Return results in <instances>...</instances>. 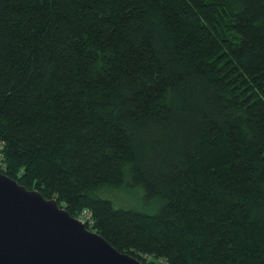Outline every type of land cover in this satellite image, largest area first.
<instances>
[{
	"label": "trees",
	"instance_id": "1",
	"mask_svg": "<svg viewBox=\"0 0 264 264\" xmlns=\"http://www.w3.org/2000/svg\"><path fill=\"white\" fill-rule=\"evenodd\" d=\"M0 154L144 264H264V0H0Z\"/></svg>",
	"mask_w": 264,
	"mask_h": 264
},
{
	"label": "water",
	"instance_id": "2",
	"mask_svg": "<svg viewBox=\"0 0 264 264\" xmlns=\"http://www.w3.org/2000/svg\"><path fill=\"white\" fill-rule=\"evenodd\" d=\"M0 264H144L0 172Z\"/></svg>",
	"mask_w": 264,
	"mask_h": 264
},
{
	"label": "rangeland",
	"instance_id": "3",
	"mask_svg": "<svg viewBox=\"0 0 264 264\" xmlns=\"http://www.w3.org/2000/svg\"><path fill=\"white\" fill-rule=\"evenodd\" d=\"M131 192L132 194H130V192L125 190H112L109 193V198L115 201V203H121L127 200L131 202L137 201L140 197L139 190H135L134 192L133 191Z\"/></svg>",
	"mask_w": 264,
	"mask_h": 264
},
{
	"label": "built area",
	"instance_id": "4",
	"mask_svg": "<svg viewBox=\"0 0 264 264\" xmlns=\"http://www.w3.org/2000/svg\"><path fill=\"white\" fill-rule=\"evenodd\" d=\"M5 165L2 161V155L0 154V168H4ZM79 219L83 221L84 223L90 219V213L83 211L81 215L79 216Z\"/></svg>",
	"mask_w": 264,
	"mask_h": 264
}]
</instances>
